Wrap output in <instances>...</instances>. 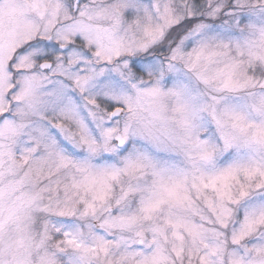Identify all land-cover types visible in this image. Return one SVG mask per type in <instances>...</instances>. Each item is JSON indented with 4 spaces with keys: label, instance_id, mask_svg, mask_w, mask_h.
I'll use <instances>...</instances> for the list:
<instances>
[{
    "label": "snow or ice",
    "instance_id": "6c2138e0",
    "mask_svg": "<svg viewBox=\"0 0 264 264\" xmlns=\"http://www.w3.org/2000/svg\"><path fill=\"white\" fill-rule=\"evenodd\" d=\"M0 264H264V0H0Z\"/></svg>",
    "mask_w": 264,
    "mask_h": 264
}]
</instances>
